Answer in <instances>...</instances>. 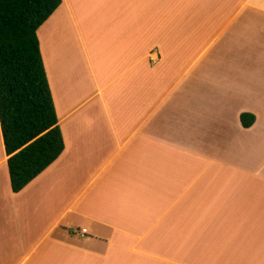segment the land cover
Segmentation results:
<instances>
[{
	"label": "crops",
	"instance_id": "crops-1",
	"mask_svg": "<svg viewBox=\"0 0 264 264\" xmlns=\"http://www.w3.org/2000/svg\"><path fill=\"white\" fill-rule=\"evenodd\" d=\"M256 33L264 0H62L38 37L65 150L14 193L0 125V264H264Z\"/></svg>",
	"mask_w": 264,
	"mask_h": 264
},
{
	"label": "trees",
	"instance_id": "trees-1",
	"mask_svg": "<svg viewBox=\"0 0 264 264\" xmlns=\"http://www.w3.org/2000/svg\"><path fill=\"white\" fill-rule=\"evenodd\" d=\"M62 0H0V125L11 186L21 192L65 150L38 30ZM241 123L250 128L251 114Z\"/></svg>",
	"mask_w": 264,
	"mask_h": 264
},
{
	"label": "rangeland",
	"instance_id": "rangeland-1",
	"mask_svg": "<svg viewBox=\"0 0 264 264\" xmlns=\"http://www.w3.org/2000/svg\"><path fill=\"white\" fill-rule=\"evenodd\" d=\"M192 3V1H191ZM224 43H227L226 40H222ZM255 41H263L264 42V36H260V34H251V35H245V39H244V43L245 42H251V43H255ZM219 44H222L221 42ZM216 48H219L220 52L223 53L225 51L224 47H216ZM217 53V52H216ZM237 54L236 52H233L232 55H235ZM245 54V57H255V56H258V55H261L262 53H256L255 51L253 52H250L249 54L247 52L244 53Z\"/></svg>",
	"mask_w": 264,
	"mask_h": 264
},
{
	"label": "built area",
	"instance_id": "built-area-1",
	"mask_svg": "<svg viewBox=\"0 0 264 264\" xmlns=\"http://www.w3.org/2000/svg\"><path fill=\"white\" fill-rule=\"evenodd\" d=\"M86 232V231H85Z\"/></svg>",
	"mask_w": 264,
	"mask_h": 264
}]
</instances>
